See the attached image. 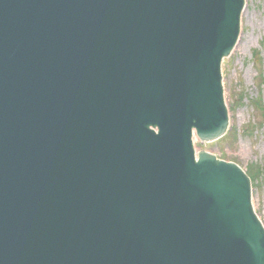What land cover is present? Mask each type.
Segmentation results:
<instances>
[{"label": "water", "instance_id": "1", "mask_svg": "<svg viewBox=\"0 0 264 264\" xmlns=\"http://www.w3.org/2000/svg\"><path fill=\"white\" fill-rule=\"evenodd\" d=\"M244 0H0V264H264L220 66Z\"/></svg>", "mask_w": 264, "mask_h": 264}, {"label": "rangeland", "instance_id": "2", "mask_svg": "<svg viewBox=\"0 0 264 264\" xmlns=\"http://www.w3.org/2000/svg\"><path fill=\"white\" fill-rule=\"evenodd\" d=\"M245 2L239 39L221 66L229 133L213 142L197 139L196 150L211 152L247 169L255 163L264 166V124L252 123L251 108L247 107L248 97L258 92L264 101V0ZM251 190L254 211L264 225V176L253 183Z\"/></svg>", "mask_w": 264, "mask_h": 264}, {"label": "trees", "instance_id": "3", "mask_svg": "<svg viewBox=\"0 0 264 264\" xmlns=\"http://www.w3.org/2000/svg\"><path fill=\"white\" fill-rule=\"evenodd\" d=\"M253 106H254L253 108H254L255 111L261 110V106H258L256 101H254Z\"/></svg>", "mask_w": 264, "mask_h": 264}, {"label": "bare ground", "instance_id": "4", "mask_svg": "<svg viewBox=\"0 0 264 264\" xmlns=\"http://www.w3.org/2000/svg\"><path fill=\"white\" fill-rule=\"evenodd\" d=\"M244 6V5H243ZM242 10H243V8H242ZM224 94H225V92H224ZM194 140V139H193Z\"/></svg>", "mask_w": 264, "mask_h": 264}]
</instances>
